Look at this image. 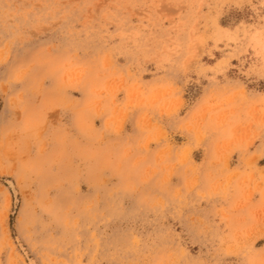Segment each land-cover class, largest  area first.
Wrapping results in <instances>:
<instances>
[{
  "label": "rangeland",
  "instance_id": "obj_1",
  "mask_svg": "<svg viewBox=\"0 0 264 264\" xmlns=\"http://www.w3.org/2000/svg\"><path fill=\"white\" fill-rule=\"evenodd\" d=\"M31 261L264 264V0H0V264Z\"/></svg>",
  "mask_w": 264,
  "mask_h": 264
},
{
  "label": "bare ground",
  "instance_id": "obj_2",
  "mask_svg": "<svg viewBox=\"0 0 264 264\" xmlns=\"http://www.w3.org/2000/svg\"><path fill=\"white\" fill-rule=\"evenodd\" d=\"M9 183V182H8ZM11 184V183H10ZM9 184V185H10ZM12 191H13V194H15V187L13 186V184L10 185ZM31 264H36L34 261H31Z\"/></svg>",
  "mask_w": 264,
  "mask_h": 264
}]
</instances>
